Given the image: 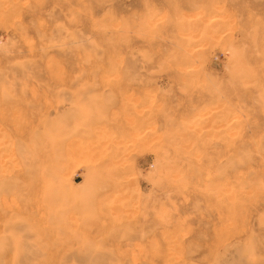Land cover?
Wrapping results in <instances>:
<instances>
[{"label": "rangeland", "instance_id": "374dc122", "mask_svg": "<svg viewBox=\"0 0 264 264\" xmlns=\"http://www.w3.org/2000/svg\"><path fill=\"white\" fill-rule=\"evenodd\" d=\"M0 264H264V0H0Z\"/></svg>", "mask_w": 264, "mask_h": 264}, {"label": "bare ground", "instance_id": "6f19581e", "mask_svg": "<svg viewBox=\"0 0 264 264\" xmlns=\"http://www.w3.org/2000/svg\"><path fill=\"white\" fill-rule=\"evenodd\" d=\"M98 159V158H97Z\"/></svg>", "mask_w": 264, "mask_h": 264}]
</instances>
